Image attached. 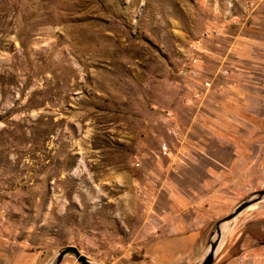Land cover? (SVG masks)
<instances>
[{
    "label": "rangeland",
    "instance_id": "rangeland-1",
    "mask_svg": "<svg viewBox=\"0 0 264 264\" xmlns=\"http://www.w3.org/2000/svg\"><path fill=\"white\" fill-rule=\"evenodd\" d=\"M259 14L264 0H0V264L65 246L186 264L152 252L149 200L179 124L210 102L217 25Z\"/></svg>",
    "mask_w": 264,
    "mask_h": 264
},
{
    "label": "crops",
    "instance_id": "crops-1",
    "mask_svg": "<svg viewBox=\"0 0 264 264\" xmlns=\"http://www.w3.org/2000/svg\"><path fill=\"white\" fill-rule=\"evenodd\" d=\"M240 22L217 25L228 44L204 52L210 102L179 124V154L149 200V244L170 261L199 264L215 224L264 187V14ZM223 224L213 264H264V213L247 208Z\"/></svg>",
    "mask_w": 264,
    "mask_h": 264
},
{
    "label": "water",
    "instance_id": "water-1",
    "mask_svg": "<svg viewBox=\"0 0 264 264\" xmlns=\"http://www.w3.org/2000/svg\"><path fill=\"white\" fill-rule=\"evenodd\" d=\"M263 199H264V191H259L256 192L255 194H252L249 198L243 200L229 216H227L226 218L215 224L208 244V250L199 264H213L216 252L218 251L217 248H218L221 225L225 222L233 220L239 213H241L242 211H244L245 209L256 203L263 201ZM214 233L217 235L215 239L213 238ZM67 255H72L79 264H93L91 261H89V259L86 256L81 254L79 250L73 246L63 247L56 254L53 260V264H60L61 261Z\"/></svg>",
    "mask_w": 264,
    "mask_h": 264
},
{
    "label": "bare ground",
    "instance_id": "bare-ground-1",
    "mask_svg": "<svg viewBox=\"0 0 264 264\" xmlns=\"http://www.w3.org/2000/svg\"><path fill=\"white\" fill-rule=\"evenodd\" d=\"M256 206H259V205H258V204H256V205H252V206L248 207V209L255 208ZM260 206H261V205H260ZM237 218H238V217H237ZM226 223H228V222H226ZM224 225H225V224L221 225V227H220V233H221L222 227H223ZM227 228H228L227 225H225V233H226V231L228 232V230H229V229L227 230ZM225 233H224L223 237H221L223 233H222L221 235L219 234V235H220V236H219V242H220V241H221V242H220V243L218 242V248H217V249H219L220 246L223 244V242H224V240H225L224 238H226V237H225ZM226 234H227V233H226ZM216 237H217V235L215 234L214 239H215Z\"/></svg>",
    "mask_w": 264,
    "mask_h": 264
},
{
    "label": "built area",
    "instance_id": "built-area-1",
    "mask_svg": "<svg viewBox=\"0 0 264 264\" xmlns=\"http://www.w3.org/2000/svg\"><path fill=\"white\" fill-rule=\"evenodd\" d=\"M204 85H205V86H208L209 84H208V83H205Z\"/></svg>",
    "mask_w": 264,
    "mask_h": 264
}]
</instances>
